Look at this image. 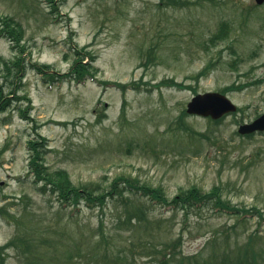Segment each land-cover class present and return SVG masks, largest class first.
I'll return each instance as SVG.
<instances>
[{
  "label": "rangeland",
  "instance_id": "1",
  "mask_svg": "<svg viewBox=\"0 0 264 264\" xmlns=\"http://www.w3.org/2000/svg\"><path fill=\"white\" fill-rule=\"evenodd\" d=\"M56 3L53 11L47 0H0V16L24 24L28 58L60 75L87 47L98 67L95 78L54 84L28 69L19 94L31 98L33 120L13 105L0 113V245L26 234L45 253L29 263L11 246L3 252L5 264H164L167 252L176 254L168 264H205V256L217 250L223 256L251 235L264 263V218L256 213L264 214V132H238L264 113V3ZM222 22L231 27L229 37L212 45ZM14 51L0 36V56L12 58ZM207 64L209 71L197 78ZM167 78L185 87L156 86ZM113 81L136 85L123 92ZM228 86L236 112L220 122L187 112L195 94ZM37 133L48 138L49 168L67 169L78 185L108 187L124 174L162 187L169 198L192 186L202 192L217 186L224 200L252 212L240 217L203 206L186 217L133 194L127 205L113 199L104 208H63L29 174V140Z\"/></svg>",
  "mask_w": 264,
  "mask_h": 264
},
{
  "label": "trees",
  "instance_id": "2",
  "mask_svg": "<svg viewBox=\"0 0 264 264\" xmlns=\"http://www.w3.org/2000/svg\"><path fill=\"white\" fill-rule=\"evenodd\" d=\"M52 5V10L59 9L56 0H47ZM171 5H177V0H166ZM164 3V1H162ZM230 26L226 22H222L216 32L210 36V43L216 45L218 42L225 40L229 37ZM26 29L24 24L14 16L4 15L0 16V36L7 38L12 44L14 56L9 59L0 56V63L2 66L3 75L0 77V113L5 112L10 106L16 107L22 118L27 120H33L30 111L27 109L32 108L31 98L22 96L19 94L22 91L23 79L28 69H34L37 73L43 75L44 81H48L50 84L60 83L64 81L83 82L88 77H96L98 67L95 64L96 55L92 50L87 47L82 48L77 54V57L70 69L69 73H63L55 75L57 72L55 68H52L49 64H39L36 61L28 58L31 56V52H28L26 43H23ZM86 59H89L85 61ZM210 64H207L197 75V78L209 71ZM45 76V77H44ZM108 83L107 80L104 81ZM261 82L260 80L257 83ZM109 83H111L109 81ZM117 87L123 92L127 90L131 85L135 86L136 82L125 83L120 81H113ZM12 87L8 92L5 89ZM157 87L162 86H175L184 88L183 82H178L174 78H167L156 84ZM247 85L234 86L236 89L242 88ZM232 89V86L225 87L221 90L223 93H227ZM28 105L25 106V104ZM185 113V111L183 112ZM224 118V117H223ZM223 118L214 120L220 122ZM194 131V130H193ZM36 138L29 140V146L32 150V155L29 158V174L33 177V183H35L37 189L45 194L51 193L55 196L56 200L63 208H69L74 210L79 208L82 204H85L89 208H104L113 199L122 201V204H131L130 195H137L146 197L152 203H160L161 205L173 210H180L186 217H189L191 210L198 207L210 206L213 210L221 213L238 214L240 217L245 216L250 209L241 208L232 204L230 201L224 200L221 196L219 187L214 186L211 191L202 192L196 186L184 189L173 198L167 197L162 187H154L146 183H141L140 180L127 177L126 175H118L108 187L105 185L89 184H76L72 179L70 173L65 168H57L51 170L46 163L45 153L48 149V138L37 133ZM249 134L248 136H251ZM204 136V135H203ZM136 196V197H137ZM264 218V214L259 209H256V213ZM255 213V212H254ZM130 218V217H129ZM259 231V230H258ZM258 233V232H257ZM65 237L62 235L61 238ZM71 238L72 235H70ZM67 240V239H61ZM70 240V239H68ZM71 240H75L71 239ZM38 240H35L32 236L26 234H18V236L10 239L6 244L0 245V264H5L3 252L8 247L20 249L23 254H26V259L29 263H38L44 260L43 252H39V245L36 244ZM216 240H211V242ZM66 242V241H65ZM69 244V242H66ZM255 240L253 235L249 237V240L245 244L224 252L223 256L219 255L218 250L211 253L209 256H205L203 261L205 264H214L220 260L219 264H225L228 259L234 258L233 264H264L260 261L259 251L254 245ZM34 248V249H32ZM52 251V250H51ZM233 252L236 254L234 255ZM179 255V254H178ZM106 256L108 253L106 252ZM168 256L176 258L175 252H167L165 255L164 264L170 263L171 259ZM122 255H117V260H123ZM202 264L201 261L197 262Z\"/></svg>",
  "mask_w": 264,
  "mask_h": 264
},
{
  "label": "water",
  "instance_id": "3",
  "mask_svg": "<svg viewBox=\"0 0 264 264\" xmlns=\"http://www.w3.org/2000/svg\"><path fill=\"white\" fill-rule=\"evenodd\" d=\"M258 4L264 0H256ZM237 105L227 95L219 91H206L194 95L187 104V112L212 119H219L226 114L237 111ZM255 131H264V113L252 122L239 127V133L249 134Z\"/></svg>",
  "mask_w": 264,
  "mask_h": 264
}]
</instances>
